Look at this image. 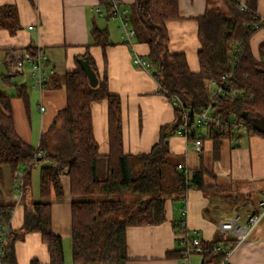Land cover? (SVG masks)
Instances as JSON below:
<instances>
[{"label": "trees", "instance_id": "16d2710c", "mask_svg": "<svg viewBox=\"0 0 264 264\" xmlns=\"http://www.w3.org/2000/svg\"><path fill=\"white\" fill-rule=\"evenodd\" d=\"M224 3L226 8L221 10L209 5L206 14L198 19L201 49L197 73L190 70L184 54L169 50L166 24L181 18L179 0H135L132 5L129 22L135 37L148 45L145 59L150 73L159 83L161 94L174 103L176 112L175 122L162 129L159 142L148 154H125L121 100L110 94L107 78L92 86L82 67L64 76L67 104L41 133L37 148L19 136L12 97L0 92V181L3 168L9 167L15 178L14 187L27 197L33 191V171L40 167L42 198L27 205L22 229L13 232L10 222L14 206L5 203L0 189V223L8 227L5 263L18 264L15 243L26 234L40 233L49 248L51 264H64L63 240L52 229L50 198L55 195L62 199L61 176L68 174L74 264H128V228L159 225L166 219L165 204L169 198H178L190 189L209 190L203 180L205 169L191 174L179 170L169 149L172 135L181 131L190 137L195 115L213 105L212 114L219 122H212L208 130L217 151L221 141L231 137L225 135V130L234 119L243 122L249 132L264 137L263 128L243 119L247 116L264 122V51L261 49V57L257 58L251 49L253 36L264 30L263 21L254 8L245 6L241 10L238 0ZM100 7L107 18H113L111 0H100ZM12 10L8 6L2 8L1 26H10L14 31L11 23H6ZM91 37L93 45L103 49L111 45L105 28L94 26ZM27 51L35 53L36 49ZM3 52L0 50V55ZM88 60L97 74L94 60L90 56ZM224 76H229L233 85L225 88V96L215 99L212 82H221ZM3 80L10 83L9 77L4 76ZM17 91L19 97L27 100L26 87H18ZM236 93L243 96L237 98ZM102 100L109 102L110 115L111 147L105 158L99 154L91 109L93 103ZM101 162L105 167L103 176L99 174ZM17 172H22L20 178L15 176ZM216 242L202 243L205 263L222 261L223 255L213 251ZM183 257L180 252V259Z\"/></svg>", "mask_w": 264, "mask_h": 264}, {"label": "crops", "instance_id": "0c3cea01", "mask_svg": "<svg viewBox=\"0 0 264 264\" xmlns=\"http://www.w3.org/2000/svg\"><path fill=\"white\" fill-rule=\"evenodd\" d=\"M122 10L131 11L135 0H121ZM241 5L252 7L264 19V0H238ZM225 9L224 0H179L180 19L166 24L169 33V50L187 57L192 72L200 71L199 22L208 6ZM13 8L6 23L1 26L2 8ZM100 0H0V50H4L3 63L18 52L43 49L53 69L48 83L64 82L67 73L77 72L82 62L90 56L95 63L97 79L108 80L111 95L121 100L123 150L128 155L151 152L159 142L162 129L175 122L174 103L160 92V86L147 70L135 65L136 57L146 58L149 47L145 41L123 39L121 21L99 14ZM102 9V8H101ZM94 26L109 32L111 45L103 49L93 45L91 31ZM31 27V28H30ZM264 30L251 40L255 57H261ZM10 53L6 55V52ZM89 61V60H88ZM96 74V75H97ZM53 85H56L54 83ZM49 84L47 85V87ZM46 89V88H45ZM44 89V90H45ZM93 131L104 158L110 154L109 102L102 100L92 104ZM61 110V109H60ZM44 132V131H42ZM190 137L181 131L169 139V149L175 164L182 165L188 173L205 169L204 184L207 192L190 189L178 198H169L165 204V221L155 226L130 227L127 230L128 264H178L181 246L179 224L186 209V224L190 234L198 232L204 243L219 239L218 224L234 215L242 224L264 211V137L248 130H233L231 137L221 141L219 149L209 136L208 128L192 127ZM197 140L201 147L195 146ZM101 165H104L101 162ZM181 171V170H180ZM22 174V172H17ZM64 195L52 200V229L62 238L63 244L71 242L72 197L70 177L61 176ZM33 190V189H32ZM5 203L14 206L10 227L19 232L25 221L27 205L41 201L40 190L25 197L15 187L3 194ZM18 264H51V254L40 233H29L15 243ZM191 264L205 263L202 255H194ZM232 264H264V216L250 232L247 240L236 249Z\"/></svg>", "mask_w": 264, "mask_h": 264}, {"label": "built area", "instance_id": "2783aa9c", "mask_svg": "<svg viewBox=\"0 0 264 264\" xmlns=\"http://www.w3.org/2000/svg\"><path fill=\"white\" fill-rule=\"evenodd\" d=\"M121 5V0H111L112 17L121 21L123 39L126 43H130L131 40L136 36V33L129 22V11L122 10ZM244 8V5H240L241 10ZM97 12L99 14H103L105 11L103 8H100ZM262 21L264 26L263 18ZM258 28L259 26H255V29ZM134 63L135 65L147 70L149 73L151 72L150 64L145 58L136 57L134 59ZM7 66L10 76H24L26 73H28L32 81V88L40 92H43L47 87L49 75L53 73V69L49 65L48 55L46 54L45 50L41 48L37 49L35 53L23 51L16 53L14 56H10L7 60ZM230 79L231 78L229 76H224L221 82H212V94L215 99L225 96V88L233 85L230 82ZM242 96V93H236L237 98H241ZM41 109L43 110V108ZM214 111V106L210 105L203 112L196 114L194 117V127L209 128L212 122H219L218 118L212 114ZM227 125L228 128L225 130L226 136H231L233 130H247L244 123L238 121L237 119H234ZM185 128H187V124H185ZM185 136L187 135L185 134ZM201 145V140H197L195 142L196 148L199 149ZM178 168L182 172L188 173V171L185 170L182 165H179ZM16 176L20 178L22 174H17ZM260 206L264 209V202H262ZM263 216L264 211L257 215H253L250 218L249 224L247 225L242 224L241 217L239 215L231 216L219 222L218 231L220 237L213 247V251L215 253H220L223 255V259L219 264H232L231 259L237 247L248 239L250 232L257 226ZM179 225V242L184 257L179 261L178 264H191L190 259L192 256L203 254V242L201 241L198 232H195L194 236L190 234L186 224L185 208L182 222ZM7 232L8 227L0 223V264H7L4 262Z\"/></svg>", "mask_w": 264, "mask_h": 264}, {"label": "rangeland", "instance_id": "374dc122", "mask_svg": "<svg viewBox=\"0 0 264 264\" xmlns=\"http://www.w3.org/2000/svg\"><path fill=\"white\" fill-rule=\"evenodd\" d=\"M261 49L263 52L264 43ZM4 76L9 77V84L4 82ZM52 77V74H50L49 78ZM57 80L60 84L63 83L61 78ZM31 83L28 73L24 76H10L8 68L3 63V55H0V92L12 97V114L19 136L25 142L37 148L42 131H46L50 127L59 110L66 106L67 99L65 89H57L53 85L55 82L50 81L49 86L43 92L34 90ZM23 86L27 90V100L18 96L17 89ZM62 88H64L63 85ZM99 174L100 176L105 175L104 165L100 164ZM14 181L15 178L10 168L4 167L3 178L0 181V189L4 194L12 190ZM39 183L40 167H37L32 174L34 193L38 192ZM64 264H74L71 242H66L64 245Z\"/></svg>", "mask_w": 264, "mask_h": 264}, {"label": "water", "instance_id": "95a60500", "mask_svg": "<svg viewBox=\"0 0 264 264\" xmlns=\"http://www.w3.org/2000/svg\"><path fill=\"white\" fill-rule=\"evenodd\" d=\"M81 64H82V69L86 72L91 85L92 86H97L98 79H97V76H96L95 72L90 67L89 61L85 60ZM154 74L156 75V73H154ZM243 119L247 120L248 122L253 123L258 128H263L264 129V122H258L256 120H252V119H250L247 116H243Z\"/></svg>", "mask_w": 264, "mask_h": 264}]
</instances>
